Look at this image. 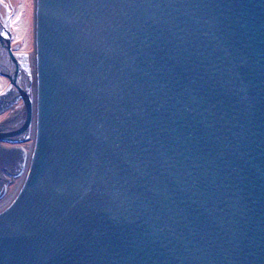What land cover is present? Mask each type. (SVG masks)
Listing matches in <instances>:
<instances>
[{
  "label": "water",
  "instance_id": "water-1",
  "mask_svg": "<svg viewBox=\"0 0 264 264\" xmlns=\"http://www.w3.org/2000/svg\"><path fill=\"white\" fill-rule=\"evenodd\" d=\"M32 4L29 62L0 1V264H264V0Z\"/></svg>",
  "mask_w": 264,
  "mask_h": 264
},
{
  "label": "rangeland",
  "instance_id": "rangeland-1",
  "mask_svg": "<svg viewBox=\"0 0 264 264\" xmlns=\"http://www.w3.org/2000/svg\"><path fill=\"white\" fill-rule=\"evenodd\" d=\"M11 12V29L13 33L12 45L17 54L27 58L33 51V4L32 0H0ZM28 59V58H27ZM9 81L0 76V92L8 85ZM19 102V101H18ZM20 103V102H19ZM18 105V104H17ZM8 115V110L0 112V120ZM19 179L10 185L8 194L12 193Z\"/></svg>",
  "mask_w": 264,
  "mask_h": 264
},
{
  "label": "bare ground",
  "instance_id": "bare-ground-1",
  "mask_svg": "<svg viewBox=\"0 0 264 264\" xmlns=\"http://www.w3.org/2000/svg\"><path fill=\"white\" fill-rule=\"evenodd\" d=\"M27 60L29 61V62H31V60H32V53H30L29 54V56H27ZM18 104V105H17ZM19 107V102L17 101V102H14L12 105H10L9 107H8V109H6V110H8V114L9 113H11V112H14L17 108ZM8 178V177H7ZM15 179L16 178H12V182L13 181H15ZM19 183V182H18ZM18 183H17V185H18ZM15 192V191H14ZM13 192V193H14ZM13 193H11V194H7L6 193V195L0 200V206L13 194Z\"/></svg>",
  "mask_w": 264,
  "mask_h": 264
}]
</instances>
